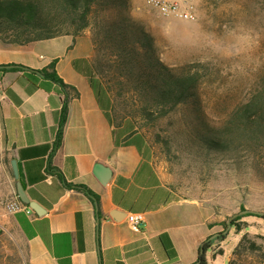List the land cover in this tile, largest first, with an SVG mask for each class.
<instances>
[{"label": "crops", "instance_id": "crops-1", "mask_svg": "<svg viewBox=\"0 0 264 264\" xmlns=\"http://www.w3.org/2000/svg\"><path fill=\"white\" fill-rule=\"evenodd\" d=\"M94 57L89 32L26 45L0 40V65L42 69L57 59L60 76L80 93L55 149L63 94L29 93L22 72H0V153L13 178L17 161L27 195L45 211L0 210L1 227L21 238L26 264H193L221 220L208 200L171 185L146 139L115 126L111 94L91 84ZM67 184L85 185L99 200ZM133 213L145 215L139 232L128 221Z\"/></svg>", "mask_w": 264, "mask_h": 264}, {"label": "trees", "instance_id": "trees-1", "mask_svg": "<svg viewBox=\"0 0 264 264\" xmlns=\"http://www.w3.org/2000/svg\"><path fill=\"white\" fill-rule=\"evenodd\" d=\"M130 6L131 0H0V40L6 44L26 45L63 35L83 36L91 29L95 50L91 84L95 89L100 85L111 94V119L115 126L124 125L131 136L140 135L154 152L155 143H161L163 150H167L165 153H170L168 139L157 134L155 142H151L149 132L144 129L161 119L178 117L177 137L185 139L187 146H196L208 156L245 158L263 176L264 81L262 89L233 109L221 125L212 124L200 108L199 88L209 72L208 66L201 62H188L180 67L166 64L157 53L152 35L133 17ZM56 63L57 59H54L42 69L0 65L3 74L22 72L29 93L43 89L63 94L55 149L62 141L69 102L80 95L75 86L60 76ZM119 104L124 105L126 114L117 111ZM49 171L62 177L52 165ZM67 186L79 188L99 200L98 195L85 185ZM247 216L264 219L253 213L241 215L232 221L231 228L240 232L241 220ZM228 222L220 223L224 230ZM229 233L212 241L206 240L203 252L199 250L198 260L193 264H210L207 250L216 240H225Z\"/></svg>", "mask_w": 264, "mask_h": 264}, {"label": "rangeland", "instance_id": "rangeland-1", "mask_svg": "<svg viewBox=\"0 0 264 264\" xmlns=\"http://www.w3.org/2000/svg\"><path fill=\"white\" fill-rule=\"evenodd\" d=\"M194 1L196 19L190 21L163 16L144 0H131L129 10L152 35L157 53L166 64L180 67L201 62L208 66L199 88L200 108L212 124L221 125L233 109L263 87L264 0ZM88 32L92 37L91 29L85 34ZM123 106L119 104L117 111L126 114ZM178 123V117H168L144 129L151 142L157 134L170 142V153H165L161 143H155L153 152L171 185L185 197L208 200L219 223L227 222L242 207L264 211V175L245 158L208 156L196 146H187L185 139L177 137ZM15 184L9 164L0 153L1 211H8ZM241 226L240 232L231 228L226 240H216L207 250L208 260H212L214 251L224 252L212 264H264V219L243 217ZM220 229L223 231L224 226ZM0 264H26L23 241L1 227V222Z\"/></svg>", "mask_w": 264, "mask_h": 264}, {"label": "built area", "instance_id": "built-area-1", "mask_svg": "<svg viewBox=\"0 0 264 264\" xmlns=\"http://www.w3.org/2000/svg\"><path fill=\"white\" fill-rule=\"evenodd\" d=\"M146 5L163 16H173L183 20L196 19V5L194 0H144ZM9 212L26 210L31 212L19 198L10 201L7 204ZM128 221L134 231L139 232L145 222L143 213H133L128 215Z\"/></svg>", "mask_w": 264, "mask_h": 264}, {"label": "water", "instance_id": "water-1", "mask_svg": "<svg viewBox=\"0 0 264 264\" xmlns=\"http://www.w3.org/2000/svg\"><path fill=\"white\" fill-rule=\"evenodd\" d=\"M11 166H12V171H13V175H14V179L16 181V193L19 197V199L26 205H28L32 210H34L36 213L38 214H43L44 209H42V207L35 201H31L29 196L27 195V192L25 191V188L20 180V172H19V166L18 163L15 159L12 160L11 162ZM110 175V171L109 170H104V177L107 179L108 176ZM104 178V179H105ZM249 213H253L259 216H264V211H256V210H250V209H245L242 210L238 213H235L234 215H232L229 218V222H228V226L227 228L223 231V232H217L212 234L207 241H212L214 239H216L217 237H219L221 234H228L229 231L231 230L232 227V221L241 215H245V214H249ZM203 245H201V251L203 252Z\"/></svg>", "mask_w": 264, "mask_h": 264}]
</instances>
